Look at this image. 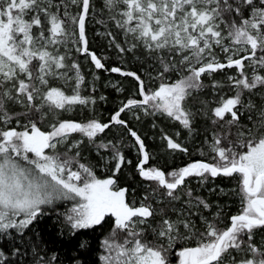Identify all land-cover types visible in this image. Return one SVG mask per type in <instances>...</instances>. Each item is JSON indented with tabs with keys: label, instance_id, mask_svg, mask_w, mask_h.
<instances>
[{
	"label": "snow or ice",
	"instance_id": "snow-or-ice-1",
	"mask_svg": "<svg viewBox=\"0 0 264 264\" xmlns=\"http://www.w3.org/2000/svg\"><path fill=\"white\" fill-rule=\"evenodd\" d=\"M70 6L78 11L70 12ZM104 7L115 12L111 19L131 39L126 49L107 33L121 53L142 46L159 63L161 78L169 72L178 76L146 90L136 72L110 69L138 82L142 99H129L111 124L134 138L136 171L147 188L135 197L134 189L119 186L116 177L131 161L112 141L97 142L110 123L61 118L95 103L81 94L85 77L68 55L69 43L96 69L105 68L86 37L92 0H0V240L13 245L0 244V264H61L55 252L49 255L43 242L36 243L38 233L29 238L60 201L74 202L59 214L60 234L76 240L70 264H264V241L255 239L264 231V0H104ZM233 68L237 75L227 76L233 95L221 96L211 108L201 101L203 111L187 106L205 88V77ZM56 81L62 83L54 86ZM220 86L211 83L213 89ZM253 96L262 97L259 104ZM132 107L146 113L150 107L189 134L196 116H207L213 125L206 141L212 162L196 160L170 171L146 167L151 156L143 139L120 118ZM84 138L97 152H108L114 162L110 176L99 178L80 162ZM163 139L169 150L188 153L178 140ZM220 175L238 176L241 196L240 211L223 229L198 216L211 206L187 184L192 177L204 183ZM98 229L101 239L93 249L86 234ZM190 240L195 246H187Z\"/></svg>",
	"mask_w": 264,
	"mask_h": 264
},
{
	"label": "trees",
	"instance_id": "trees-1",
	"mask_svg": "<svg viewBox=\"0 0 264 264\" xmlns=\"http://www.w3.org/2000/svg\"><path fill=\"white\" fill-rule=\"evenodd\" d=\"M92 4L93 8L86 19L88 47L90 52L95 53L101 59L105 68L96 69L89 56L77 52L75 46L71 42L69 43L67 46L68 55L71 60H75L80 64V71L85 77L81 94L91 96L95 103L88 106H79L70 113H63L61 118L79 121L97 119L101 123H110V128L98 136L97 142L103 141L107 143L112 141L124 153L126 161H131L130 164L122 167L116 178L119 186L127 187L130 191L134 189L135 197H140L146 190L147 184L141 180L136 171V164L139 162L140 157L135 146V140L125 127L111 124V117L129 99L140 100L142 96L139 94L138 82L133 77L112 73L110 69L112 67H120L123 71L136 72L144 80L146 90H155L160 83H170L177 79L178 76L175 72H169L165 73L164 78H161L159 76V63L154 58L149 57L142 46L134 51L121 53L115 44L111 42L112 37H115V42L126 49L131 42L130 37H126L123 30L118 28L115 21L111 19L115 12H109L104 7V0H92ZM69 11L76 13L78 8L70 6ZM109 32L112 33V37L107 35ZM61 51H64V49L62 48ZM178 59L179 57H177ZM229 71V69H226L215 73L212 77H205V88L195 93V98L189 99L187 106L191 107L194 112L197 110L203 111L201 101H206L207 107L211 108L216 106L221 96L233 95L227 76L237 75V73L234 68L230 71V74ZM213 80L219 82L221 86L213 89L211 87ZM61 83L62 81H56L54 86ZM252 99L259 104L262 97L253 96ZM120 118L126 121L128 127L136 131L143 139L146 150L151 156L148 166L160 167L170 171L196 160L212 162L213 153L209 151V144L206 141H211L213 125L207 116L199 114L196 116L194 122L195 131L191 134L179 122L159 112H154L150 107L147 113L135 107L126 109L121 113ZM42 127L47 129V121ZM177 133H179V136H177ZM165 135L178 140L186 146L189 150L188 153L169 150L166 141L163 139ZM74 138L81 139L82 137L76 135ZM84 139L85 144L80 148V162L92 166L98 177H108L107 175H102L103 173L110 176L114 162L109 160L108 152L103 149L97 152L96 147L88 144L86 138ZM201 152L204 154L201 155ZM105 160L108 162L107 164H105ZM189 182L188 186L192 188L194 196L201 197L211 206L209 209H202L198 216L206 217L221 229L229 225L230 217L237 214L241 209L238 176L225 177L220 175L215 178L208 176L204 183H200V178L192 177L189 178L187 184ZM165 203L167 202L165 201ZM174 203L175 207L179 209L182 201ZM62 207L60 206L55 211H50L42 217L33 226L29 233V238L31 239L33 232L38 233L36 243L43 242L42 246L48 251L49 255L55 252L61 264H70V257L75 254L76 240L60 234L63 231V218L59 214L65 212V208ZM169 212L171 214V208H169ZM217 213H219V216L216 215ZM198 216L194 217V220L199 230L203 232L204 225ZM108 227L109 225L105 226L104 232H107ZM80 238H85V236ZM86 238L90 239L93 249H96L101 239V230L98 229L87 233ZM255 239L257 243L264 241V231L257 232ZM0 244H3L6 248L13 246L10 240H0ZM187 245L194 246L195 241L190 240ZM96 255L97 253L94 251L92 258L95 259Z\"/></svg>",
	"mask_w": 264,
	"mask_h": 264
},
{
	"label": "rangeland",
	"instance_id": "rangeland-1",
	"mask_svg": "<svg viewBox=\"0 0 264 264\" xmlns=\"http://www.w3.org/2000/svg\"><path fill=\"white\" fill-rule=\"evenodd\" d=\"M217 55H218V57L219 58H221V59H223V54L222 53H220L219 52V50H217ZM230 71L232 70V69H229ZM236 70V69H235ZM230 71H229V74H230ZM237 73V72H236ZM157 89V88H156ZM135 108H139V107H135ZM140 109V111H144L143 110V108H139ZM101 135V134H100ZM60 151H63V148L61 147L60 148ZM108 162L105 160V164H107ZM146 167H148V165H146ZM102 175H107V176H109V174H102ZM101 175V176H102ZM98 177V176H97ZM99 178H102L103 179V177H99ZM239 178V177H238ZM197 181V180H196ZM190 184V182L188 183V185ZM74 202H72V201H60V202H57V205H56V208H59L60 206H63L62 208H65L64 210L65 211H67L68 209H70L71 208V206H72V204H73ZM195 246V245H194Z\"/></svg>",
	"mask_w": 264,
	"mask_h": 264
},
{
	"label": "water",
	"instance_id": "water-1",
	"mask_svg": "<svg viewBox=\"0 0 264 264\" xmlns=\"http://www.w3.org/2000/svg\"><path fill=\"white\" fill-rule=\"evenodd\" d=\"M123 71V70H122ZM121 75V74H120ZM122 76H124V75H122Z\"/></svg>",
	"mask_w": 264,
	"mask_h": 264
},
{
	"label": "flooded vegetation",
	"instance_id": "flooded-vegetation-1",
	"mask_svg": "<svg viewBox=\"0 0 264 264\" xmlns=\"http://www.w3.org/2000/svg\"><path fill=\"white\" fill-rule=\"evenodd\" d=\"M187 246H189V245H187Z\"/></svg>",
	"mask_w": 264,
	"mask_h": 264
}]
</instances>
